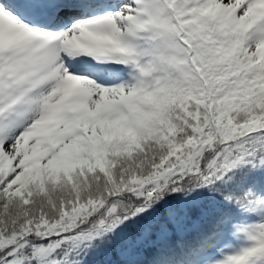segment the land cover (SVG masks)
<instances>
[{"label": "snow or ice", "instance_id": "obj_1", "mask_svg": "<svg viewBox=\"0 0 264 264\" xmlns=\"http://www.w3.org/2000/svg\"><path fill=\"white\" fill-rule=\"evenodd\" d=\"M0 264H264V0H0Z\"/></svg>", "mask_w": 264, "mask_h": 264}]
</instances>
